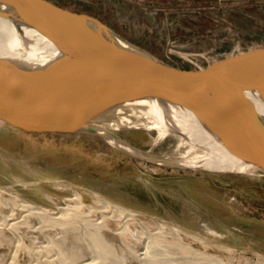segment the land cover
Listing matches in <instances>:
<instances>
[{"label": "rangeland", "instance_id": "374dc122", "mask_svg": "<svg viewBox=\"0 0 264 264\" xmlns=\"http://www.w3.org/2000/svg\"><path fill=\"white\" fill-rule=\"evenodd\" d=\"M50 1L92 15L165 64L200 76L203 71L217 72L238 57L264 50V0ZM119 135L133 149L144 151L148 159L177 151L178 140L173 134L156 145V133L143 129ZM61 185L81 190L84 201L90 204L91 194L99 193L134 210L150 225L160 220L179 226L201 239L184 236L187 245L217 254L228 263L264 264V172L157 164L128 154L98 135L29 132L0 119L3 195L19 193L32 203L54 208L48 195L64 202L73 193ZM37 222L36 217L30 220L32 225ZM19 231L24 242L37 250L34 256L27 250L19 253V264H41L50 252L56 256L55 249L47 254L36 248L45 234L59 241L64 237V231L57 227L40 231L21 226ZM67 236L69 244L72 235ZM129 243L133 250L142 248L138 242ZM116 244L117 255L126 257L129 249L119 241ZM163 251L169 258L180 254L166 248ZM9 253V247L0 246V263ZM187 260L188 264H198L193 258ZM132 262L140 264L135 259Z\"/></svg>", "mask_w": 264, "mask_h": 264}, {"label": "water", "instance_id": "95a60500", "mask_svg": "<svg viewBox=\"0 0 264 264\" xmlns=\"http://www.w3.org/2000/svg\"><path fill=\"white\" fill-rule=\"evenodd\" d=\"M3 11L45 36L59 56L43 64L0 57L2 121L29 132L85 133L109 142L105 134L118 139L121 131H147L113 126L125 104L157 99L184 108L235 157L264 172V114L248 97L255 94L264 105V50L200 76L165 64L94 16L50 0H0Z\"/></svg>", "mask_w": 264, "mask_h": 264}, {"label": "bare ground", "instance_id": "6f19581e", "mask_svg": "<svg viewBox=\"0 0 264 264\" xmlns=\"http://www.w3.org/2000/svg\"><path fill=\"white\" fill-rule=\"evenodd\" d=\"M4 56L24 63L43 64L58 58L59 53L54 44L36 29L22 23L15 14L10 15L4 12L0 15V57ZM248 97L253 100L257 111L264 114V105L260 99L252 93L248 94ZM124 108L125 114L120 121L116 120L112 123L114 127L120 124L144 126L151 135L156 133L153 135L155 145L166 136L173 134L177 137L175 153L158 158L153 155L162 164L250 174L263 172L257 165L235 157L221 140L203 129L197 119L182 107L157 99H140L125 104ZM104 136L124 151L140 157L147 156L143 154L144 151L133 149L127 140L120 138V135L118 139L108 134ZM150 156L149 158L152 159L153 157ZM153 159L152 161H155ZM66 187L71 188L73 193L66 196L64 202L52 195L47 196L53 201L54 208L32 203L22 198L19 193H12L6 197L3 195L5 190L2 186L0 187V246L6 245L10 249L9 256L0 264H19L17 257L24 250H27L31 256L35 255L37 250L34 251L23 240L22 233L19 231L21 226L26 227L27 230L45 231L57 227L64 231V237L60 241L45 234V240L36 245V248L47 251V254L51 249L56 250V256H50V252V257L45 255L47 257L42 259L41 264H67L68 262L72 264H133L132 259L139 261L140 264H188L187 259L192 258L197 260L198 264H231L217 254L206 253L187 245L184 242V236L200 238L185 232L179 226L167 225L160 220H153L150 225L134 210L111 201L99 193L91 194L93 204H90L84 201L81 190L73 186ZM34 217L38 219V222L32 225L30 220ZM70 233L72 241L67 244L65 238H68L66 235ZM37 238L40 240L39 237ZM118 241L129 249L128 257L117 255ZM130 241L138 242L142 248H135V250L131 249L132 247L129 248ZM163 248H166V251L180 252V254L179 256L174 254L169 258L170 254L164 252ZM224 248L231 251L229 247ZM124 251L121 248V252L124 253Z\"/></svg>", "mask_w": 264, "mask_h": 264}]
</instances>
